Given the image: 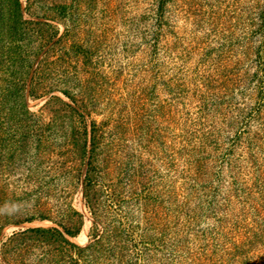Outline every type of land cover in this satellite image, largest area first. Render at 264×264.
<instances>
[{
    "label": "rangeland",
    "instance_id": "374dc122",
    "mask_svg": "<svg viewBox=\"0 0 264 264\" xmlns=\"http://www.w3.org/2000/svg\"><path fill=\"white\" fill-rule=\"evenodd\" d=\"M111 226L264 264V0H0V264H111Z\"/></svg>",
    "mask_w": 264,
    "mask_h": 264
},
{
    "label": "trees",
    "instance_id": "16d2710c",
    "mask_svg": "<svg viewBox=\"0 0 264 264\" xmlns=\"http://www.w3.org/2000/svg\"><path fill=\"white\" fill-rule=\"evenodd\" d=\"M102 231L104 233L95 240V246H98L100 242H105L108 245L109 252L112 251V262L111 264H124L123 262V252L125 249L126 239L122 234L113 226L104 227ZM127 238V236H126ZM251 241V239H250ZM90 247V246H89ZM88 248V247H87Z\"/></svg>",
    "mask_w": 264,
    "mask_h": 264
}]
</instances>
